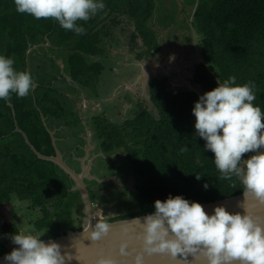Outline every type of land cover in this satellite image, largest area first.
I'll list each match as a JSON object with an SVG mask.
<instances>
[{"label": "trees", "instance_id": "16d2710c", "mask_svg": "<svg viewBox=\"0 0 264 264\" xmlns=\"http://www.w3.org/2000/svg\"><path fill=\"white\" fill-rule=\"evenodd\" d=\"M197 1L181 0L183 9L179 11L178 0H103V10L88 21H77L85 29L84 35H77L63 29L55 19L37 20L18 13L14 0H0V54L13 58L17 71L27 72L30 63L36 64L34 59L40 56L44 43L50 42L51 49L67 52L64 66L72 82L94 91L87 97L101 99L106 95L98 90L101 61L91 57L105 54L104 39L112 37L109 25L115 28L122 17L126 18L124 25L130 35L121 45L127 46L137 61H144L162 50L163 31L179 23L180 16L184 18L180 24L189 32L186 56L189 61L194 56L198 61L190 20ZM185 19L190 22L185 24ZM193 27L203 59L192 65L194 84L203 93L217 87L210 70L221 81L232 76L240 85L251 81L255 84L254 104L264 110V0H199ZM35 46L39 48L28 56ZM95 67L102 72H94ZM34 68L43 69L40 64ZM56 79L37 82V88L27 97L13 93L10 100L0 99V217L15 202L32 212L40 210L42 216L34 217L33 229L44 240L81 230L84 217H77L80 224L76 226L66 225L74 208L83 206L81 196L73 190V180L55 163L40 159L25 138L37 152L52 157L56 150L50 133L64 125L69 127L71 120L82 122L83 117L79 120L76 112L72 114L59 92L53 91ZM168 82L167 77H153L147 85L146 99L128 97L133 108L127 110L124 122L120 119L122 111L114 112L113 118L95 114L87 119L98 151L106 158H126L135 179L134 197L128 202L137 212L110 222L147 216L154 212L155 201L166 200L169 195L210 203L246 190L235 176L222 177L214 154L205 150V141L195 133L192 109L201 95L197 91L173 90ZM58 136L55 134V138ZM57 144L58 148L62 146L59 140ZM185 148L187 151H182ZM15 232L21 230L14 222L3 220L0 224V238ZM7 240L12 244L9 237ZM4 243L1 240L0 256L10 250Z\"/></svg>", "mask_w": 264, "mask_h": 264}, {"label": "clouds", "instance_id": "9594fccd", "mask_svg": "<svg viewBox=\"0 0 264 264\" xmlns=\"http://www.w3.org/2000/svg\"><path fill=\"white\" fill-rule=\"evenodd\" d=\"M14 3L18 13L37 20L55 19L63 29L77 35L85 34L77 21H88L105 8L103 0ZM14 64L13 58L0 54V99L10 100L13 93L24 98L36 87L32 74L17 71ZM217 84L194 104L195 133L205 141V150L214 154L215 166L223 178L235 176L247 192L264 201V110L254 104L255 84H237L235 76L218 80ZM247 153L254 154L244 159ZM208 187L206 183L204 188ZM95 228V239L110 231L105 223ZM146 233L145 244L155 245L145 249L150 253L182 255L202 248L209 264H264V223L246 213L230 212L225 206H217L209 214L199 202L169 195L166 200L155 201L154 212L146 218ZM42 237L11 234L9 239L15 247L5 255L6 264H66L60 244Z\"/></svg>", "mask_w": 264, "mask_h": 264}, {"label": "rangeland", "instance_id": "374dc122", "mask_svg": "<svg viewBox=\"0 0 264 264\" xmlns=\"http://www.w3.org/2000/svg\"><path fill=\"white\" fill-rule=\"evenodd\" d=\"M178 2V10L181 11L183 9L181 0H178ZM125 19L124 17L120 19L121 23L118 25L120 26V31L117 30L118 26L114 28L109 25L112 37L110 35V37L104 39V43H106L105 49L107 48L105 54L91 57L95 62L101 61L100 66L103 72L98 67L94 69V72L100 70L102 72L98 90L106 95L102 96L101 99H94L95 97L91 95L87 97L94 91H86L85 87H80V85L72 82L70 71L64 66V62L67 61V52L65 50L51 49L50 42L44 43V49H41L40 56L34 59L36 64H40L43 69L34 68L36 64L33 62L27 68V72H30L34 82L36 81L35 85H37V82L42 81L43 83L45 79L57 77L53 91L59 92V98L64 99L68 103L69 110L72 114L76 112L79 120L83 117L82 121L95 114L107 115V117L113 118L114 112L122 111L120 119L124 122L127 119V110L133 108L130 101L127 102L128 97L129 99L132 98V100L146 99L147 85L153 77H167L170 88L173 90L197 91L200 95L204 94L193 82L192 65L196 62L195 56L191 61L186 56L185 46L189 32L185 26L180 24V21L184 18L178 16L177 21L179 23H174L169 29L163 31L161 36L162 50L154 58H148L144 61H137L135 54L130 52L127 46H124V42H127L130 35L128 27L124 25L126 24ZM186 22L190 21L185 19V24ZM164 36L166 37L164 38ZM121 43L124 45H121ZM37 48L33 47L32 49ZM30 54L28 51L27 55L29 56ZM116 101L119 103H116ZM113 102L114 104L112 105ZM75 123L77 126H75ZM68 125V130H66L65 125L63 126L65 129L63 131L64 136L60 132L56 134V130L53 132L60 137L59 142L62 143L60 151L64 153L66 161L77 172H82L83 161H85L86 166H89L85 172L87 176L85 183L94 204L95 216L97 219L102 218V220L98 219V221L107 222L136 213L137 208L133 203L130 206L128 202L134 197L132 195V187L135 184L132 168L128 160L123 156L104 157L96 149L97 144H93L94 141L92 142L91 140L92 133L87 132L85 127L82 128L81 123L71 120ZM56 138L58 140V137ZM84 138L85 141L83 142ZM80 143L81 146L79 145ZM88 144L92 145V148L86 156L87 149L85 147L88 148ZM75 147H79L78 152H76ZM83 149L84 151H82ZM72 152L76 155L74 156ZM84 153L85 156H83ZM253 154H245L244 159H248ZM69 155L73 157L69 158ZM14 207H18L21 210L19 211L18 208L13 209ZM84 211L85 208L82 205L74 208L71 220L66 225L72 224L76 226L80 224L76 222V219L83 216ZM41 216L40 210L32 212L15 202L12 206H7L3 210L0 224L3 223V220L8 223L14 222L20 228L21 233L36 235L39 233L33 229L34 217ZM8 237L0 238V242L3 240L5 242L4 245H8L7 249L9 250L14 245L9 243ZM2 245H0V253L3 251Z\"/></svg>", "mask_w": 264, "mask_h": 264}, {"label": "water", "instance_id": "95a60500", "mask_svg": "<svg viewBox=\"0 0 264 264\" xmlns=\"http://www.w3.org/2000/svg\"><path fill=\"white\" fill-rule=\"evenodd\" d=\"M198 6L199 0L191 18V28L194 32V42L197 49L198 61L196 62H203L197 42L198 35L193 27ZM31 50H29V53ZM210 73L217 81L219 80L213 71L210 70ZM50 134L56 150V155L52 157H47L37 152L26 135L25 138L40 159L55 163L73 180L75 184L73 190L79 192L85 208L81 230L68 231L67 235L49 239L60 244L62 252L66 255V264H209L206 250L202 248L191 253L185 252L182 255L146 251V248L150 249L155 246L145 244V236L147 235L146 218L148 215L115 222H99L95 217L94 204L85 183V178L87 177L85 172L89 166H86L85 161H83L82 172L78 173L61 154L57 146L55 133L51 132ZM201 204L209 214L213 213L217 206H225L230 212L246 213L258 222L264 223V201L247 192V190L231 198ZM99 223L110 225V231L100 239H95L97 231L95 225ZM12 249L13 247L8 253ZM6 254L0 257V264H6L4 261Z\"/></svg>", "mask_w": 264, "mask_h": 264}, {"label": "crops", "instance_id": "0c3cea01", "mask_svg": "<svg viewBox=\"0 0 264 264\" xmlns=\"http://www.w3.org/2000/svg\"><path fill=\"white\" fill-rule=\"evenodd\" d=\"M33 50V49H32ZM32 50H31V52H32ZM30 52V53H31ZM94 115H92V116H89V119L90 118H92ZM83 120V119H82ZM81 127L83 128V127H85V130L86 131H88L89 130V128H88V126H87V120H85V121H82L81 122ZM66 128V130H68V127H65ZM88 128V129H87ZM65 129H64V127L62 126L61 128H59L58 130H56V134L58 133V132H60L62 135H63V131H64ZM90 132V131H89ZM91 133V132H90ZM64 136V135H63ZM63 136H61V137H63ZM57 139V138H56ZM58 140H60V137L58 136ZM57 140V141H58ZM58 145V144H57ZM80 146H81V143L79 144ZM78 145V146H79ZM85 149H87L86 147H85ZM59 150H60V148H59ZM64 151H66L65 149H63ZM75 150H76V152H78V150H79V147H75ZM73 151V150H72ZM82 151H84V149L82 150ZM88 149H87V153H88ZM61 152V154L63 155V157H64V159H65V156H64V153L62 152V151H60ZM67 152V151H66ZM72 154L75 156L76 154L74 153V152H72ZM78 154V153H77ZM70 157H73V156H71V155H69V158ZM83 158V157H82ZM65 160H67V159H65Z\"/></svg>", "mask_w": 264, "mask_h": 264}, {"label": "flooded vegetation", "instance_id": "af4514ba", "mask_svg": "<svg viewBox=\"0 0 264 264\" xmlns=\"http://www.w3.org/2000/svg\"><path fill=\"white\" fill-rule=\"evenodd\" d=\"M87 132H89V131H87ZM83 134H84V133H83ZM91 136H92V135H91ZM86 138H87V137H86ZM91 140H92V138H91ZM84 141H85V138L83 139V142H84ZM92 142H93V141H92ZM90 143H91V142H90ZM93 144H95V143L93 142ZM84 147H85V146H84ZM84 147H83V148H84ZM91 148H92V145H89V144H88V148H87V149L89 150L88 153H90ZM96 149H97V147H96ZM88 153H87V154H88ZM87 154H86V156H87ZM101 155H102V153H101ZM83 156H85V153H84ZM81 158H82V157H81ZM78 173H81V171H79Z\"/></svg>", "mask_w": 264, "mask_h": 264}, {"label": "built area", "instance_id": "2783aa9c", "mask_svg": "<svg viewBox=\"0 0 264 264\" xmlns=\"http://www.w3.org/2000/svg\"><path fill=\"white\" fill-rule=\"evenodd\" d=\"M99 219H102V218H99Z\"/></svg>", "mask_w": 264, "mask_h": 264}]
</instances>
